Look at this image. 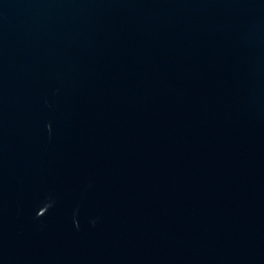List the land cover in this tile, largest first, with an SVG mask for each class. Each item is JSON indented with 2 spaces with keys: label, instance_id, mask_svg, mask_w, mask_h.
Instances as JSON below:
<instances>
[{
  "label": "water",
  "instance_id": "1",
  "mask_svg": "<svg viewBox=\"0 0 264 264\" xmlns=\"http://www.w3.org/2000/svg\"><path fill=\"white\" fill-rule=\"evenodd\" d=\"M0 264H264V0H0Z\"/></svg>",
  "mask_w": 264,
  "mask_h": 264
}]
</instances>
